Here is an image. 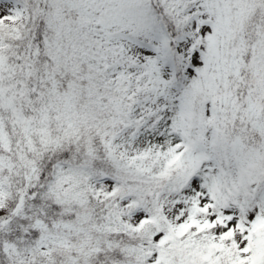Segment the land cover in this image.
<instances>
[{
    "label": "snow or ice",
    "instance_id": "1",
    "mask_svg": "<svg viewBox=\"0 0 264 264\" xmlns=\"http://www.w3.org/2000/svg\"><path fill=\"white\" fill-rule=\"evenodd\" d=\"M0 264H264V0H0Z\"/></svg>",
    "mask_w": 264,
    "mask_h": 264
}]
</instances>
